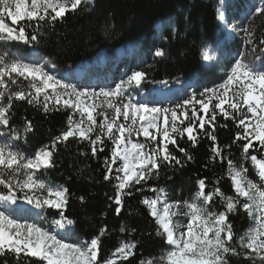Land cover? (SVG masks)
<instances>
[{"label":"snow or ice","instance_id":"snow-or-ice-1","mask_svg":"<svg viewBox=\"0 0 264 264\" xmlns=\"http://www.w3.org/2000/svg\"><path fill=\"white\" fill-rule=\"evenodd\" d=\"M83 2L0 0V41L37 43L39 29L45 21L54 26L57 20L63 19L69 11H76ZM217 11L218 18L223 20L224 12L220 9ZM255 11L264 13V7ZM6 18L11 23L6 22ZM28 29H31V33ZM244 31L248 43H253L254 33L248 28ZM260 43L264 44V39ZM7 55H0V135L10 132L12 140L21 139L20 132L9 128L14 100L41 106L45 113L58 110L56 106H63L72 109L73 115L68 118L67 130L56 136L50 146L39 149L34 156H25L14 150L11 143H0V185L8 189L7 194L0 195V201L5 202V206L0 208V256H11L16 264H28L29 258H36L39 264H117V260H127L134 255L135 242H121L109 257L99 259L101 238L106 228H101L99 234L89 241H76L35 223H22L14 216L16 209L8 207L17 204L14 189L24 192L23 198L29 204L60 210L59 219L52 221L57 228L74 225L75 221L64 215L68 189L63 186L51 187L36 173L41 168L51 166L58 143H65L72 137L87 140L92 155L96 156L98 151H104L103 145L107 139L112 147L110 158L104 159V179L117 182L113 199L118 205L116 212L119 214L123 207V195L131 194L126 193V189L153 176L158 178L160 162L169 165L173 161L181 163L169 151V144L188 160L192 159L186 149L179 146L177 137L183 138L186 133L195 147L199 135L197 121L200 130H205L206 124L211 125L212 130H205L204 134L216 141L214 122L218 109L224 119H232L242 129L236 133L235 141H245L241 145L242 151L245 159L251 161L259 183L248 177L246 167H238L228 160L226 174L234 188L233 196L225 195L218 186L206 193L204 179L197 181L199 190L184 202H169L163 188H152L155 197H145L141 203L155 218L157 235L164 237L169 247L158 258L141 260L140 264H230L229 255H243L251 264H264V70L256 69L243 59H235L222 83L206 87L199 93L193 92L173 108H160L134 102L130 95H125L128 87L138 86L146 78L147 74L143 71L133 72L114 88H101L97 92L80 90L74 84L57 79L46 71L43 64L15 57L7 59ZM155 55L164 56L165 52L158 49ZM202 57L205 61L210 59L207 48L203 49ZM21 78L27 81L26 85ZM49 89L52 90L51 94ZM213 100L216 101L214 105ZM50 101L54 102L52 109L49 107ZM197 105L200 111H197ZM200 112L204 115L201 116ZM76 113H79V119L73 118ZM98 117L102 119L98 121ZM185 121H189L187 126H184ZM32 130V122L26 121L25 133ZM141 136L144 142L139 141ZM254 142H259V158L249 155ZM222 151L218 145L214 147L211 159H223ZM117 164L114 170L113 166ZM216 184H219V180ZM37 191L46 195L38 198L35 195ZM214 197H219L223 211L210 210ZM241 198L244 201L242 204ZM80 199L83 201V197ZM238 207L248 214L251 223L234 240L235 234L228 216ZM120 231L123 232L124 228L121 227Z\"/></svg>","mask_w":264,"mask_h":264},{"label":"trees","instance_id":"trees-1","mask_svg":"<svg viewBox=\"0 0 264 264\" xmlns=\"http://www.w3.org/2000/svg\"><path fill=\"white\" fill-rule=\"evenodd\" d=\"M218 0H92L83 2L76 11H69L63 19L57 20L54 26L47 21L39 29L38 42L24 44L18 41H0V55L7 53L6 58L27 59L31 48L39 50L40 55L60 72L69 69L71 75L75 68L85 61H90L103 53L114 55L120 47L131 43L139 44L145 52L144 60L138 66V71L145 72L146 78L140 88L149 92L150 87L162 83L183 84L187 80L197 79L199 93L204 88L214 87L220 79L214 67H206L202 62V51L208 44H214L220 36L217 22ZM171 20L174 27L167 24ZM163 25L158 32V22ZM10 23V22H8ZM253 33V43L243 32V38L238 34L230 43V50L242 53L244 62L256 65L264 56V13L255 12L246 23L245 29ZM31 33V29H28ZM159 36V39H158ZM158 44V46H157ZM158 49H163L164 56H156ZM109 57H106L108 60ZM233 60L230 61L232 63ZM230 66V64H228ZM72 77V76H71ZM21 81L24 85L27 81ZM166 81L167 83H163ZM15 90V86H13ZM199 98V97H198ZM52 109L53 105L49 106ZM197 111L200 106L197 105ZM45 113L41 106L29 104L26 101L14 100L10 110L9 128H15L22 134L26 121L32 122V131L27 132L22 141L14 140V150L25 156L34 154L45 145H51L56 136L68 128V118L73 115L71 109L56 107ZM212 105H210V109ZM215 124L216 141L213 142L204 131H211V125L206 124L205 130L198 128L196 146L188 140L177 137L180 147L192 156L191 160L178 149L169 144V151L180 161L171 165L160 162L159 176L134 184L123 195V207L119 214L118 205L113 197L116 189L115 180H105V157L111 156V142L105 139L104 151H98L96 156L91 153L87 140L80 141L72 137L65 143H58L52 155V164L42 168L37 173L46 184L68 189V203L64 215L75 221L71 236L79 241H89L99 234L101 228H106L101 238L100 256L103 260L111 255L121 242H135L134 255L127 260H117V264H140L141 260L158 258L168 249L164 237L157 235L158 225L147 207L141 203L145 198H154L156 193L152 188H163L170 202L190 200L198 191L197 181L205 180V192L218 186L225 195L233 196L234 188L227 178V161L232 160L236 166L243 165L253 169L249 159H245L241 145L245 141H235L237 132L242 131L232 119H224L217 111ZM201 116L204 115L200 112ZM211 113H209V116ZM189 121H185L187 126ZM196 134V133H194ZM93 134V138H94ZM11 138L10 132L7 134ZM22 138V137H21ZM3 141H5L3 139ZM223 149V159L213 156L212 149L216 146ZM259 143L249 149V155L260 157ZM113 169L115 170V167ZM115 174V171H114ZM219 180V184L216 182ZM8 189L0 185V195L7 194ZM19 203L29 204L24 192H15ZM83 197V201L80 199ZM241 198V204L243 203ZM36 206L34 203L29 204ZM40 208V207H38ZM43 218L50 224L59 219L58 209L40 208ZM210 210L223 211L224 206L219 197H214ZM234 240L250 226V218L242 208L230 213ZM121 227L124 231H120ZM230 264H251L243 255L228 256ZM0 264H16L11 256H0ZM28 264H39L36 258H29ZM259 264V262H257Z\"/></svg>","mask_w":264,"mask_h":264},{"label":"rangeland","instance_id":"rangeland-1","mask_svg":"<svg viewBox=\"0 0 264 264\" xmlns=\"http://www.w3.org/2000/svg\"><path fill=\"white\" fill-rule=\"evenodd\" d=\"M92 0H84V2H91ZM219 9L224 12V19L221 20L218 18L217 14V22L220 25L219 28L221 30L220 33H224L223 37H220L217 44H208L205 48L209 50L210 59L208 61L203 60L202 62L206 67H214L219 75H221L220 79L217 81V85L222 83L223 80L226 78V74L228 73L230 66L234 63L235 59H241L239 58L238 52L231 53L230 47L228 46L229 43L232 42L234 37H236V34H238L239 38H243V32L246 26V23L248 20L252 17V15L256 12L255 9L264 7V0H218ZM224 9V10H223ZM6 22H10V19L6 18ZM167 24L171 27H174V24L171 20H168ZM163 22H159L157 25V30L159 32L160 27H162ZM159 39V36H158ZM226 44V45H225ZM158 46V44H157ZM135 52L136 57H132V64L129 68V62L124 63V58L121 59V56L127 54L123 52L119 53L116 57V62L119 63L118 68L114 70V68H108L103 74H98L97 76V82L98 85L96 87L90 88L92 83L89 80L87 81V77L80 79L79 81L81 83H76L75 80H77V77L79 76L78 72L75 70L73 72L74 78H70L71 74H65L67 78H64L61 76L62 73L58 74L56 71H54V68L45 60H35L32 63H40L43 64L46 71H48L51 75H54L57 79H60L64 81L65 83H70L76 85V87L80 90H95L99 91L101 88L105 89H111L114 88L117 84H119L121 81H126L129 76L132 75L133 72L138 71V66L142 61L144 60L142 55L143 52L141 51V48L139 50L138 46H133L132 48ZM130 51V50H128ZM140 52V54H137V52ZM123 54V55H122ZM230 54V55H229ZM138 56V57H137ZM125 57V56H124ZM11 59V58H7ZM129 59V57H128ZM131 59V57H130ZM232 63H230V61ZM230 64V66L228 65ZM258 70H264V59L260 61L258 64L253 65ZM93 70H91L92 72ZM94 72V71H93ZM109 74V76H108ZM69 78V79H68ZM23 79V78H22ZM78 81V80H77ZM195 83V82H194ZM193 82L186 83L183 86H161L163 91L166 93V96H162V98H159L157 95V87L151 88L150 93H146L142 91L140 88V85H133L131 87H128L125 95H130L134 102L139 103H147L149 106H155L160 108H173L177 104L182 103L185 99L189 98L194 92V88L196 87V84ZM215 87V86H214ZM180 88V90H179ZM52 90L49 89V93L51 94ZM43 97H41V100ZM27 102V101H26ZM54 102L50 101L49 106L53 105ZM213 105L216 103L215 100H213ZM57 107V106H56ZM63 109H70L63 106H58ZM72 110V109H71ZM99 111V110H98ZM216 111H219L218 109ZM73 112V110H72ZM111 115V112L109 113ZM189 115H191V110L189 109ZM74 119H79V113H76V115L73 117ZM98 121L102 119L101 117L97 118ZM134 139H136L134 137ZM140 142H144V138L141 136L139 138ZM0 143H5L2 138H0ZM259 143V142H258ZM42 169V168H41ZM38 173H36L37 175ZM248 177L252 179L253 181H256L259 183V177L256 174L255 169H248L247 173ZM37 177L40 179V175H37ZM51 187H54L50 184H47ZM5 187V186H4ZM58 188V187H57ZM15 192H20L19 189H14ZM26 191V190H25ZM31 195V193H29ZM36 197L42 198L46 193L37 191L35 193ZM170 202V201H169ZM25 206H28V204H24ZM5 206V202L0 201V208ZM10 209H16V205H8ZM47 207V206H45ZM28 213L20 214L18 213L17 209L14 212V216L19 219L22 223H35L53 233H59L62 236H65L66 239L71 240H77L73 236L70 235V228L66 227L64 229H59L56 227L55 224H50L47 220L43 218V212L41 209L35 208L31 209L29 208ZM176 219H183L181 217H177ZM168 246V245H167ZM169 247V246H168Z\"/></svg>","mask_w":264,"mask_h":264},{"label":"bare ground","instance_id":"bare-ground-1","mask_svg":"<svg viewBox=\"0 0 264 264\" xmlns=\"http://www.w3.org/2000/svg\"><path fill=\"white\" fill-rule=\"evenodd\" d=\"M32 56V55H31ZM30 57H29V55L27 56V59L26 60H28ZM100 62H106L107 61V59H106V57H101L100 58V60H99ZM105 65V64H104ZM77 71L79 74V76H75V77H77V80H78V83H81L80 81H79V78L80 77H83V76H85L86 75V77H87V81L89 82V80H90V78H89V76L87 75V73H89V70H88V68H81V69H77V68H74L73 69V71H72V77H70V78H74V75H73V72L74 71ZM65 74H68V75H70L71 73L70 72H67V73H65ZM80 79H83V78H80ZM163 88L160 86V85H158L157 86V95H158V97L159 98H162V96H166V93L162 90Z\"/></svg>","mask_w":264,"mask_h":264},{"label":"water","instance_id":"water-1","mask_svg":"<svg viewBox=\"0 0 264 264\" xmlns=\"http://www.w3.org/2000/svg\"><path fill=\"white\" fill-rule=\"evenodd\" d=\"M128 46V45H127Z\"/></svg>","mask_w":264,"mask_h":264}]
</instances>
